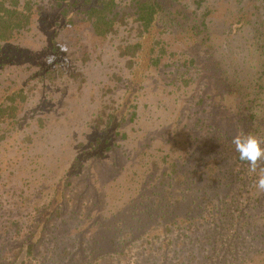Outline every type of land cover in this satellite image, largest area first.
Instances as JSON below:
<instances>
[{"label": "rangeland", "instance_id": "1", "mask_svg": "<svg viewBox=\"0 0 264 264\" xmlns=\"http://www.w3.org/2000/svg\"><path fill=\"white\" fill-rule=\"evenodd\" d=\"M157 1L179 13L174 24L156 18L142 32L132 0H116L100 40L88 4L67 20L52 0H32L29 28L0 43V102L25 97L18 124L0 122V264H264L261 173L232 144L241 131L264 140V0ZM135 44L143 56H131ZM124 101L136 116L99 155L95 140ZM135 202L153 219L99 241ZM31 234L36 246L17 260Z\"/></svg>", "mask_w": 264, "mask_h": 264}, {"label": "trees", "instance_id": "2", "mask_svg": "<svg viewBox=\"0 0 264 264\" xmlns=\"http://www.w3.org/2000/svg\"><path fill=\"white\" fill-rule=\"evenodd\" d=\"M58 8H63V14L67 16V20L71 16L72 9L76 12V8L81 5L82 2L88 4V9L85 12L86 20L90 23V30L92 36L97 39H104L108 36L109 33L113 32L115 23L118 20V13H114L116 7V0H98L97 5H92L90 0H52ZM135 5V12L132 20L137 24V27L143 32H148V29L153 26L156 18H159L165 24L170 21L171 24H174V21L178 19L179 13L176 12L174 15L169 16L166 14L162 5L157 0H132ZM32 11V0H0V43L10 41L15 35L19 34L23 30H27L31 23V13ZM73 12V13H74ZM124 18H120L122 22ZM193 22V21H191ZM176 24H179L176 21ZM202 24V23H201ZM204 26V25H202ZM159 45V43H154ZM131 49V56H135L136 53L140 54V57L143 56L141 50V45H134L133 47H128ZM154 47L149 46V50L152 52ZM159 53L163 54L165 51L162 47H159ZM159 58V55L157 59ZM142 57V62L144 63ZM152 64H157V61H151ZM137 73H134V77L141 76L143 68L139 67ZM49 74L52 77L53 72L42 70L40 74ZM221 86H225L221 82ZM9 94H12L9 96ZM25 97L23 91L20 89L17 94L14 90L11 93L6 94L2 97L0 102V122L3 120L8 121L7 125L18 124V109L14 105L18 100L19 103L24 101ZM6 100H9V103H5ZM134 105L128 104V101H124L119 105L118 108H112L111 113L108 115L107 127L103 133L100 135L101 138H96L95 148L99 151V155L112 150L114 147V140L118 136L125 137L123 134H119L117 129L119 128L120 122H125L127 116L130 120H133L136 116L133 109ZM130 112V113H129ZM258 115L254 109L251 112V115L248 117L252 122L254 118ZM40 126H44L42 120L39 121ZM250 121H246V126L251 129L248 125ZM97 153V154H98ZM237 160L245 165L246 163L242 162L238 158V153L236 155ZM61 192L56 191L53 199L48 204V208L44 210L43 215H49L53 212L54 207L61 201ZM133 209L130 210L131 213H128L126 219H122L120 216L113 215L106 223V227L101 235H99V241H107L106 245L109 247L113 243L116 231L121 227L120 225L125 224L128 229H134V225L137 226V232L140 231L145 225H147L155 215V209L147 208L145 210L137 209L139 204L134 203ZM163 216L170 215L171 211H166L163 209ZM137 221V223H136ZM131 222V223H130ZM130 224V228H129ZM120 226V227H119ZM42 227H39V234ZM37 234H31L22 244L20 256L17 257V260H22L25 262L26 258L31 254L32 250L36 246ZM111 242L110 244H108Z\"/></svg>", "mask_w": 264, "mask_h": 264}, {"label": "clouds", "instance_id": "3", "mask_svg": "<svg viewBox=\"0 0 264 264\" xmlns=\"http://www.w3.org/2000/svg\"><path fill=\"white\" fill-rule=\"evenodd\" d=\"M235 151L240 161L248 165L250 173H261L254 187L257 193H264V140L252 133L239 132L233 139Z\"/></svg>", "mask_w": 264, "mask_h": 264}]
</instances>
